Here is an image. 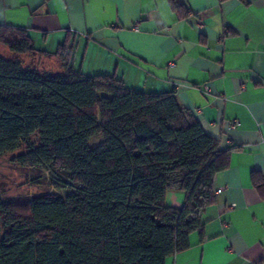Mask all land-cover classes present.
Segmentation results:
<instances>
[{
	"label": "trees",
	"instance_id": "16d2710c",
	"mask_svg": "<svg viewBox=\"0 0 264 264\" xmlns=\"http://www.w3.org/2000/svg\"><path fill=\"white\" fill-rule=\"evenodd\" d=\"M170 2L187 16L186 6ZM0 45L10 53L0 54V155L38 133L40 142L14 161L61 170L71 187L28 203L0 196V264H166L189 248L231 149H220L174 91L86 75L69 38L51 53L27 29L5 26ZM25 54L56 56L61 69L42 72ZM253 183L264 189L259 173ZM170 189L186 193L182 207L166 203Z\"/></svg>",
	"mask_w": 264,
	"mask_h": 264
},
{
	"label": "crops",
	"instance_id": "0c3cea01",
	"mask_svg": "<svg viewBox=\"0 0 264 264\" xmlns=\"http://www.w3.org/2000/svg\"><path fill=\"white\" fill-rule=\"evenodd\" d=\"M175 1L186 17L170 0H0V30L25 28L51 53L69 38L86 75L174 91L231 153L214 177L222 191L203 213V231L166 264H264V189L253 183L254 173L264 178V0ZM185 200L181 190L166 194L172 207Z\"/></svg>",
	"mask_w": 264,
	"mask_h": 264
},
{
	"label": "rangeland",
	"instance_id": "374dc122",
	"mask_svg": "<svg viewBox=\"0 0 264 264\" xmlns=\"http://www.w3.org/2000/svg\"><path fill=\"white\" fill-rule=\"evenodd\" d=\"M0 54L10 55L9 51L3 48L0 49ZM30 58H26L27 62L42 72L49 73L61 69L60 61L52 57L33 54ZM39 142V134L34 133L22 142L18 150L0 155V196L4 200L28 203L45 194L65 196L71 190L63 171L44 166H22L14 161L15 156L26 151L30 145H37ZM99 142L100 138L95 137L91 140V145L96 146Z\"/></svg>",
	"mask_w": 264,
	"mask_h": 264
},
{
	"label": "built area",
	"instance_id": "2783aa9c",
	"mask_svg": "<svg viewBox=\"0 0 264 264\" xmlns=\"http://www.w3.org/2000/svg\"><path fill=\"white\" fill-rule=\"evenodd\" d=\"M204 89H205V90H208V86L205 85V86H204ZM237 123H238L237 120H233V121L230 123V125H231L232 127H234V126L237 125ZM221 191H222V188H218V189L215 190L216 194L220 193ZM254 264H257V263H254Z\"/></svg>",
	"mask_w": 264,
	"mask_h": 264
}]
</instances>
